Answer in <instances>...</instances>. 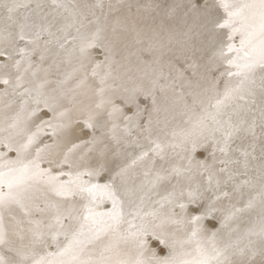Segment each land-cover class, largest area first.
Here are the masks:
<instances>
[{"label":"bare ground","instance_id":"1","mask_svg":"<svg viewBox=\"0 0 264 264\" xmlns=\"http://www.w3.org/2000/svg\"><path fill=\"white\" fill-rule=\"evenodd\" d=\"M65 3L78 20L86 14H77L76 6L86 8L89 3L105 19L94 25L81 20L76 30V19L63 17L58 25L49 24L35 35L23 20L27 10L18 8L16 0H0V54L8 53L6 46L23 36L29 39L23 45L27 54L34 56L23 61L29 68L15 80L20 87L16 97L12 90L4 97L9 82L0 85V142L5 146L0 148V264H26L49 252H57L49 264H264V233L249 211L256 205L244 196L253 201L260 192L264 205V184L247 176L223 177L215 161L229 164L217 153L212 155L213 148L205 145L207 139L192 118L178 121L177 133L161 134L148 124L137 127L130 138V130L110 116L119 113L132 120L139 116L146 101L134 100L126 90L129 85L125 89L121 83L132 77L142 88L149 83L145 73L150 69L158 81L164 75L156 69L158 63L177 64L172 69L182 82L198 80L200 85L198 70L188 73L193 64L182 67L184 73L174 60H163L165 54L173 53L176 44L182 46L178 39L193 42L196 37L210 50L216 46L221 57L222 33L241 37L254 18L258 24L264 21V10L252 13L248 0ZM160 4L167 6L160 10ZM174 24L180 31L173 30ZM88 32L93 34L86 39L78 36ZM56 40L58 57H52L50 43ZM103 41L114 47L110 61ZM92 44L101 45L99 55L107 72L103 77L85 72L87 58L95 52L86 47ZM235 60L246 66L238 76L216 70L209 77L220 86L224 99L220 110L227 107L221 117L241 113L245 107L251 122L260 123L258 129L264 132V68ZM6 67L7 59L0 57V72ZM119 72L124 73L117 80ZM164 77L157 84L161 98L170 85ZM189 85L185 86L195 95L197 87ZM167 91L168 99L181 94L174 93L173 86ZM249 96L256 98L259 115L250 114ZM215 108L208 111L195 104L191 109L211 121ZM209 124V129L214 127ZM261 155L264 170V152ZM6 162L28 171L5 180Z\"/></svg>","mask_w":264,"mask_h":264},{"label":"water","instance_id":"2","mask_svg":"<svg viewBox=\"0 0 264 264\" xmlns=\"http://www.w3.org/2000/svg\"><path fill=\"white\" fill-rule=\"evenodd\" d=\"M248 1H252V13H254L255 11L260 12L261 10H264V0ZM16 3L19 5L18 7V5L16 4V7L20 8L21 10H27V13H25L27 18H23V20H25L26 26L29 27L30 25L32 28V30L31 28H29L27 29V31L31 32L32 34L34 33L35 35L43 33L42 28L45 26H49V24H52L53 26L55 24L58 25V21L65 20L64 18H66L67 20H73L75 18L74 16H76L75 12L69 9L68 5L65 3V0H16ZM32 4L35 6L31 7ZM166 6V4H160L159 8L161 10ZM94 8L95 6H91L90 3L86 8H80L76 6V10L78 12L77 14H86L85 18H82L80 20L75 18L79 23L78 27H76V30H79L81 28L82 22L85 23V25H94L102 23L101 20L104 21L105 17L99 16L98 11ZM31 11L36 12L32 19L31 17L33 15L30 14ZM39 14L43 15L40 16ZM172 20L175 23H180V21H182L178 18H172ZM245 24H247V22ZM172 28L173 30L177 29L178 31H180V27L176 24H174ZM245 28L242 32L241 37L237 35H235L236 37H229V35H227L226 33H222L224 40L221 46V52H223V54L221 53V57H217L218 54L216 55V50L218 48L213 45L210 50V46L207 47V43L204 42L202 38L200 40L194 37L195 40L193 39V42L191 38H188L184 41L178 39L182 46L176 44L177 49L175 48L173 53L165 54L167 57L163 58V60H174V63L177 62L181 69L182 67L185 69V67H187L188 65L193 64L194 70L190 69L188 73L193 74V72H196L198 70L195 75L201 79L200 85L198 84V80L192 84L189 83V80L187 81L188 83L182 82L179 79L180 77H177L178 73L176 72V70L172 69L177 64L167 66L166 64L158 63V65H156L157 68H155L158 69L160 73L162 71L164 75L165 73L167 74L165 77L164 75H160V78L158 77V81L157 78H154L152 74L153 72L150 69L149 74L145 73L147 77L146 80H148L150 84L146 80H144L146 81V83L142 85V88L139 86L140 83L136 82L132 77L129 78V82L126 81L121 83V86L124 85L125 89L129 85V90L128 88L126 90L128 91L129 96H134V100H136V97H140L143 99V101H146L145 105L139 107V116L136 115L135 120L129 119L127 115H122L119 113H111L110 116L118 119V122L122 124L123 129L125 128L130 130V133L127 135V137L130 138L133 137L134 134L132 133L135 132L137 127H143L144 125L148 124H151L150 129L158 131L161 134H169L171 132L177 133L176 130L179 128V126L177 125H181L180 122L186 123L190 120L189 118H192V120H195V123L199 128V132H201L202 135H204V137L207 139L205 145H210V149L213 148L212 155L217 153V157L223 159V162L225 164H229V166L226 167L222 163V167L220 166L219 162L215 161V163L219 164L218 167L222 168L223 177L226 176L228 178L229 176H231L230 179L238 180V178H244L247 176V178L249 177V179L254 180V182H261L262 184H264V170H261L260 168V164L262 163L263 158L261 154L264 152V132H261L258 129V125L260 123L256 125L251 122L253 120L249 119L247 115V108L245 107L242 108L243 110L241 111V113L234 110L235 115L232 112L231 116L228 115L226 118H222L221 116L225 114L227 107L223 108L222 110H220L219 108L221 102L224 101L222 95L220 94V86H218V84H216L215 82L211 83V81L209 80V77L212 76L211 73H214L216 70L227 71L229 73V76H238L240 70L245 68L246 66H239L238 64L240 63H235V58L239 59V62H247L248 66H257L260 69L264 68V42H262L264 41V21L262 20L261 24H258L256 19L254 18V23L251 25L247 24ZM51 32L52 31L50 30L48 34H51ZM92 34V32L91 34L88 32V34L82 33V35L78 36L86 39ZM102 40L104 39L102 38ZM28 41L29 39L23 36L18 37L16 39V42L12 44L10 43V47L9 45L6 46V50L8 51V53L0 54L1 58L4 57L5 59H7L8 64V68L6 67L4 72H0V85L7 84V82L11 84L7 88V93H3L5 94V98H8L11 94H8V90H12V94H14L16 90L20 89V87L16 85L15 80H18L20 75L23 76L24 71L29 68V66H27V64L23 62L31 60L33 56L31 53L27 54V46H23L24 43ZM58 42L59 41L56 40V42L52 41V43H50V52L52 57H58ZM62 43L65 45L64 42ZM104 43H106L108 45L107 48L110 49L104 52V54L107 55L106 57H108V60L110 61L109 56L113 55L114 57L115 50L114 47L109 46V41ZM90 46L95 48V52H93L92 58L88 56L86 61L88 63L85 66V72L88 75L91 74L90 72H98L100 73V76L103 77L104 73L107 74V72L102 67L104 66L103 57L102 55H99V52L102 49L101 45L95 44L94 46V44H92L89 45V47H86V50L91 49L92 47L90 48ZM154 49L159 50V47H154ZM99 57H102V59ZM151 57L155 58V55H152ZM173 57L178 58L174 59ZM142 65H145V63L142 62ZM121 68L124 70L122 65ZM145 68H150V66L148 65ZM183 72L187 73L184 70ZM123 73L124 72H119L117 80H119L118 77H120ZM170 76H173L174 78H170ZM163 77L165 81L167 80V82L170 83L169 86H173L174 93H178L179 91L181 92L179 97L173 95V97L168 99L170 96V92L167 91L169 89V86L164 88L166 90L164 91V98L158 97L159 92L157 84L160 83ZM186 78L188 77L185 75V79ZM117 80L115 81L117 82ZM185 85H192L193 87L196 86L198 92H196L195 95L193 93L191 95V91H189L188 87H186ZM130 92L133 93V95H130ZM14 96L16 97L15 94ZM189 97H191V100H188ZM29 99L33 98L29 96ZM249 100H251V102ZM248 101L250 103V114L255 111V113L259 115L256 110V103L254 104V102H256V98H254L253 96H249ZM134 102L130 103L133 104ZM195 104H201L203 107H205V110L208 111H212V109L216 107L215 111L211 113L212 120L209 121L207 117L200 116L199 111L196 112V110L191 109ZM45 109L46 108H42L41 110ZM106 114H109V112L106 111ZM185 116L189 118L183 119ZM81 121H83V118H79L78 122L82 124ZM209 122L214 125V127L211 129L208 128L210 126ZM160 124H163L165 129L161 127ZM4 147V144L0 142V148L3 149ZM4 164L6 165V167L3 169L5 171V173H3L5 180L7 178L9 179L15 176H21L23 172L28 171V169H21L19 167V164L15 162H6ZM9 165L10 167L7 168ZM237 183L240 185L241 182L238 181ZM9 192H11V189ZM242 193L244 192H241L239 196H241ZM2 194L3 193H1L0 191V196H2ZM260 194L261 193L259 192V197L255 196L256 200L253 201L248 194H245L244 196H246L245 200L250 201L247 203H251L250 205H256L257 209H252L249 206V211L253 210L251 213L255 216L256 220H259V226L261 227L260 232L264 233V205L259 202L260 199H262ZM2 244L3 242L0 241V247L2 246ZM56 253L57 252H49L48 254H44L42 257H33L32 261H30V263L27 262L26 264H49V260H51V258Z\"/></svg>","mask_w":264,"mask_h":264},{"label":"snow or ice","instance_id":"3","mask_svg":"<svg viewBox=\"0 0 264 264\" xmlns=\"http://www.w3.org/2000/svg\"><path fill=\"white\" fill-rule=\"evenodd\" d=\"M262 42H264V41H262Z\"/></svg>","mask_w":264,"mask_h":264}]
</instances>
